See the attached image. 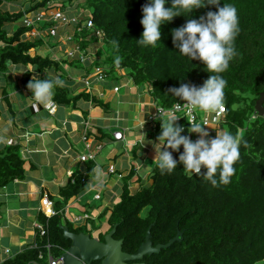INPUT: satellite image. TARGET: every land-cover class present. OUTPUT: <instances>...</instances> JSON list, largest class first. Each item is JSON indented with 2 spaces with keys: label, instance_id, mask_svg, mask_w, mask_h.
<instances>
[{
  "label": "trees",
  "instance_id": "obj_1",
  "mask_svg": "<svg viewBox=\"0 0 264 264\" xmlns=\"http://www.w3.org/2000/svg\"><path fill=\"white\" fill-rule=\"evenodd\" d=\"M60 3L58 5L54 4ZM16 6V0H0V74H6L13 66H31L20 79L21 86L31 97L26 85L35 74L37 78L59 77L65 82L63 66L82 68L87 47H104L102 61H94L96 66H109L110 75L116 67L126 69L138 87L148 86L155 104L170 109L185 101L173 96L170 88L183 83L202 86L208 78L204 64L178 53L174 48L171 30L181 27L188 19H199L208 11L215 12L225 3L233 4L237 9L239 34L235 37L236 55L228 68L219 73L226 79L224 89V113L219 119L222 129L231 131L241 140L240 158L234 165L236 172L228 184L214 187L203 176L185 175L183 166L177 163L172 172H164L156 166L148 177L147 185L138 191L130 192L124 183L120 200L108 217V230L92 236L83 227H74L65 222L58 212L67 203L77 197L84 189L83 177H76L60 189L62 201L54 202L57 214L46 218L40 216L45 235L38 236L32 246H25L19 254L1 264H48V257L58 258L70 247V241L64 239L62 224L75 234L85 233L99 241L115 225L113 238L122 241V251L133 254L144 242L148 230L152 246L165 245L177 233V240L158 254L146 255L140 261L144 264H260L264 263V119L254 111V104L264 93V0H208L202 8L194 9L187 15L173 17L170 22L161 25L160 41L154 45H140L143 28L140 24L142 6L147 0H29L23 9L8 11L4 3ZM75 5H74V4ZM172 0H166L170 7ZM80 8L88 15L76 18L66 27L71 28L67 37L78 51L64 61H56L52 56H40L36 52L45 40L58 39L44 32L52 21L42 24L43 34L31 37L28 28L22 23L24 14L44 11L45 17L55 8ZM67 11V9H66ZM91 20L93 28H86ZM16 29L13 30V27ZM99 31L96 37L93 32ZM61 34V32H59ZM113 41L116 44H113ZM81 53H83L81 55ZM121 58L117 65L115 57ZM88 61V60H87ZM60 72L61 75H57ZM108 75V73H107ZM69 85L56 87L52 101L58 106L74 107L80 99H90L102 108L88 94L73 95ZM264 106V103H263ZM176 124L184 128L182 135L194 137L196 133L188 131L189 125L184 117ZM159 126L156 121L155 128ZM173 159L178 161L182 146L177 150L168 149ZM24 161L18 144L0 147V188L24 178ZM204 169H201L203 173ZM91 264H100L99 261Z\"/></svg>",
  "mask_w": 264,
  "mask_h": 264
},
{
  "label": "crops",
  "instance_id": "obj_2",
  "mask_svg": "<svg viewBox=\"0 0 264 264\" xmlns=\"http://www.w3.org/2000/svg\"><path fill=\"white\" fill-rule=\"evenodd\" d=\"M67 33L66 37L60 34L58 39L51 38L53 42L45 40L31 55L35 52L42 57L51 54L56 61L71 58L68 51L74 45L68 41ZM86 51L82 68L63 66L68 78L65 84L73 89L72 96L88 94L104 104V108L90 99H80L74 107L55 104L54 112L49 113L46 104L35 102L21 86L20 79L32 71L31 66H13L6 74H0V147L12 140L20 145L24 161V178L0 188V264L35 243L37 226L41 225L39 201L43 194L53 203L62 201L60 189L79 175L83 177V191L58 213L69 223L77 215H88L86 221L71 223L88 231V223L108 222L124 183L132 193L147 185L156 163L153 145L158 142L161 121L166 118L157 120V128L147 122L156 106L151 89L134 85L126 69L114 68L111 76L109 66H96L94 61L104 58L102 45L93 48L89 45ZM96 67L107 68L103 80L93 77ZM88 77L87 87L84 81ZM34 103H37L36 109ZM200 112L197 114L201 118L211 115ZM207 130L208 137L214 138L221 126L215 123L213 129ZM115 131L123 133V140H114ZM85 145L93 159L82 162L79 157L87 153ZM109 166H113V173L108 172ZM75 201L85 206L84 209L78 210ZM66 209L70 211L69 218Z\"/></svg>",
  "mask_w": 264,
  "mask_h": 264
},
{
  "label": "clouds",
  "instance_id": "obj_3",
  "mask_svg": "<svg viewBox=\"0 0 264 264\" xmlns=\"http://www.w3.org/2000/svg\"><path fill=\"white\" fill-rule=\"evenodd\" d=\"M206 3L212 4L208 0H172L171 6L166 7V0H147L141 9L140 24L143 32L137 43L144 46L154 45L160 41L161 25L182 15V12L188 15L194 9L204 7ZM218 3L219 0H216L212 5ZM239 31L237 9L231 3L217 7L215 12L208 11L199 19H188L183 26L171 30L172 42L178 53L189 60L201 61L207 72L213 73L208 75L202 86L183 83L169 89L173 96L185 101L184 107L187 110L215 112L224 109V89L227 81L219 73L228 68L229 62L237 54L234 40ZM113 44L116 42L113 41ZM120 60L116 56L114 62L118 65ZM63 86L65 81L59 77H33L26 85L33 100L41 104L52 103L54 89ZM176 120L177 118H166L161 121L162 131L157 137L158 142L153 145L156 166L164 173L172 172L177 163H180L185 175L203 176L214 187L228 184L236 172L234 165L240 158V138L231 131L221 130L216 132L214 138L209 139L205 125L202 122H193L188 131L197 133L199 138L192 141L188 135L181 134L185 130L175 123ZM180 146L183 151L177 161L168 149L177 150ZM201 169H204L203 173Z\"/></svg>",
  "mask_w": 264,
  "mask_h": 264
},
{
  "label": "built area",
  "instance_id": "obj_4",
  "mask_svg": "<svg viewBox=\"0 0 264 264\" xmlns=\"http://www.w3.org/2000/svg\"><path fill=\"white\" fill-rule=\"evenodd\" d=\"M46 13L44 11H37L34 13H28V14H24L22 17V23L23 25L28 28V35L31 37H40L43 34V31L41 29L42 24L47 20V21H52L54 22L56 25L53 26H49L47 29H45L44 32H47L51 35V37H55L57 34V25L58 24H68L70 22L75 23L76 18H72L70 21H68L66 19L65 14H62L61 11L59 10H54V11H50L48 17H45ZM86 28L87 29H92L93 25L91 20L89 19L88 21H86ZM93 34L96 37H100L101 34L99 31H94ZM70 39L68 38V41ZM78 51V47L73 48L71 50L68 51V56L72 57L73 54L75 52ZM117 69H120L119 67H116ZM107 70V68L104 67H96L94 68V70L92 71V75L94 78L98 79V80H103V78L105 77L104 73ZM85 86H89V77L84 81ZM114 91H117V88L114 89ZM185 102L181 103V104H175L172 108L170 109H163L162 107L159 106H155V109L153 111V113H151L148 118H147V122H149L151 125L155 124L156 121L158 119H164V118H177L176 121H179L182 117L185 118V120L187 121L189 127L190 124L193 122H202L205 126V130H207L208 126L210 125L211 121L213 123H218V120L222 117L223 113H224V109L222 111H215V112H209L211 113V117L209 115L206 117H199L197 114V109L189 111L184 107ZM177 105H179L180 107H177ZM34 109L37 108V103L33 104ZM45 108L48 110L49 113H53L54 112V108H55V103L52 101V103L46 104ZM113 138L116 141H121L123 140V133L121 131H115L113 133ZM198 134L196 133V135L194 137H191L190 139L192 141H195L196 139H198ZM14 144L12 140H9L6 142V145H11ZM86 148V152L88 151V147L85 145ZM101 147L98 146L97 149L99 150ZM80 161L84 162L86 160H92L93 159V155L91 153H84L83 155H81L79 157ZM108 172L113 173L114 172V168L113 166H109L108 168ZM99 196H96V198H98ZM40 206H39V210L41 212V214L43 216H45L46 218L52 217L54 215L57 214L56 210L54 209V203L51 201V199L46 195L43 194L40 197ZM89 216L82 214V215H77L73 222L74 223H79L81 221H86V219H88ZM37 229L40 232V235L43 236L45 235V228L43 225H39L37 226ZM62 258L59 256L58 258H52L51 256L48 257V264H60L61 263Z\"/></svg>",
  "mask_w": 264,
  "mask_h": 264
},
{
  "label": "water",
  "instance_id": "obj_5",
  "mask_svg": "<svg viewBox=\"0 0 264 264\" xmlns=\"http://www.w3.org/2000/svg\"><path fill=\"white\" fill-rule=\"evenodd\" d=\"M264 93H261L254 104V111L258 117L264 119ZM63 237L70 241V247L62 253L60 264H91L99 261L100 264H144L140 262L144 256L158 254L162 249L169 247L177 240H181L182 234L176 236L165 245L152 246L150 241V230L147 231L144 242L133 254L122 251V241L115 240L116 225L104 235L103 240L90 237L85 233H72L68 227L59 224Z\"/></svg>",
  "mask_w": 264,
  "mask_h": 264
},
{
  "label": "rangeland",
  "instance_id": "obj_6",
  "mask_svg": "<svg viewBox=\"0 0 264 264\" xmlns=\"http://www.w3.org/2000/svg\"><path fill=\"white\" fill-rule=\"evenodd\" d=\"M27 1H29V0H16V6H14V2H11L12 4H9V3H4V5H3V8H5V9H7L8 11H12V10H17L18 8L19 9H21V8H23V9H25L28 5V2ZM54 4H56V5H58V4H60V3H57V1L54 3ZM74 4V3H73ZM76 4V3H75ZM74 4V5H75ZM66 9H67V11H66ZM66 9H60V8H55L54 10L56 11V10H59V11H61V13L62 14H65V16H66V19L68 20V21H70L72 18H83V17H85V16H87L88 15V11L87 10H85V12H83V11H81V9L80 8H70V7H68V8H66ZM54 10H52V11H54ZM67 25V24H66ZM66 25H64V24H58L57 25V32H58V35H60L59 34V32H61V34H62V36H65L66 37V32H68L69 30H71V28H68V27H66ZM53 40L54 39H50V41L51 42H53ZM55 41V40H54ZM102 50V49H101ZM50 56H52L51 54H50ZM10 84V86H14V83H9ZM201 111V112H200ZM197 112L199 113H202V115L204 114L205 115V113H204V111H202V110H199V109H197ZM210 117H211V115H210ZM218 122H219V120H218ZM218 124V123H217ZM214 125H215V123H213L212 121H211V123H210V125H209V127H208V129L210 128V129H213V127H214ZM225 129V128H224ZM224 129H222L221 128V130H224ZM207 138H209L210 139V137H207ZM74 204H76L77 206H79V208L80 209H78V210H83L84 209V207L85 206H82V205H79V203H77V201H75V202H73ZM74 207H76V206H74ZM70 211H69V209H66V215H67V217L69 218V216H70ZM71 218H73V217H71ZM107 218V217H106ZM95 220V219H94ZM70 223H72V224H77V223H74L73 222V220H70ZM95 223L97 224V225H95ZM95 226H94V225ZM108 222H103L102 220H99V221H97V220H95V222H92V223H88V233L89 234H91L92 236H96L98 233H105L107 230H108ZM260 264H264V263H260Z\"/></svg>",
  "mask_w": 264,
  "mask_h": 264
}]
</instances>
